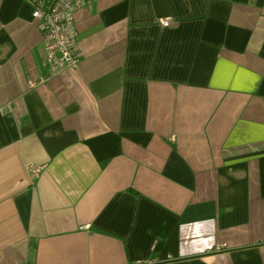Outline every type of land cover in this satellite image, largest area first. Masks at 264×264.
<instances>
[{
  "label": "crops",
  "instance_id": "obj_1",
  "mask_svg": "<svg viewBox=\"0 0 264 264\" xmlns=\"http://www.w3.org/2000/svg\"><path fill=\"white\" fill-rule=\"evenodd\" d=\"M31 13L0 0V264H264V0H92L55 76Z\"/></svg>",
  "mask_w": 264,
  "mask_h": 264
},
{
  "label": "built area",
  "instance_id": "obj_2",
  "mask_svg": "<svg viewBox=\"0 0 264 264\" xmlns=\"http://www.w3.org/2000/svg\"><path fill=\"white\" fill-rule=\"evenodd\" d=\"M32 7V20L44 45L48 74L55 76L78 64L79 35L75 26L76 12L92 0H26ZM169 18L159 20L163 26ZM29 85H33L29 82ZM42 167L27 165V171L37 177ZM224 247V245H221Z\"/></svg>",
  "mask_w": 264,
  "mask_h": 264
}]
</instances>
